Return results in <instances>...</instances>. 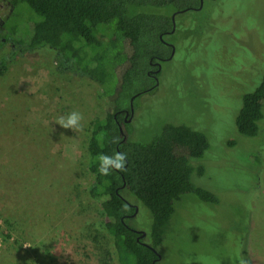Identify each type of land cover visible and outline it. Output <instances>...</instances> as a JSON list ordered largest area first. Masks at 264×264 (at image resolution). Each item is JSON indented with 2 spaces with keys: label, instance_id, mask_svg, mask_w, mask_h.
I'll return each mask as SVG.
<instances>
[{
  "label": "rangeland",
  "instance_id": "374dc122",
  "mask_svg": "<svg viewBox=\"0 0 264 264\" xmlns=\"http://www.w3.org/2000/svg\"><path fill=\"white\" fill-rule=\"evenodd\" d=\"M211 4L199 16L176 19L180 28L208 30L203 36L194 31L199 85L187 78L189 26L171 38L177 54L164 65L160 87L136 101L128 139L151 142L166 123L203 126L209 152L214 146L217 152L208 163L209 152L197 162L205 163L206 172L193 182L220 204L185 196L157 251L160 264H264V140L249 141V147L241 142L230 152L221 147L236 134L243 95L264 75L256 83L254 67L264 59V0H219V12L209 11ZM21 20L16 15L6 27L16 28ZM9 66L0 77V264H98L86 227L95 223L101 229L106 219L87 194L89 182L79 164L101 108L99 92L76 76L54 75L46 61L24 58ZM177 86L183 102L174 95ZM71 111L84 117L79 132L56 123ZM139 207L144 216L128 224L149 232L147 210Z\"/></svg>",
  "mask_w": 264,
  "mask_h": 264
},
{
  "label": "trees",
  "instance_id": "16d2710c",
  "mask_svg": "<svg viewBox=\"0 0 264 264\" xmlns=\"http://www.w3.org/2000/svg\"><path fill=\"white\" fill-rule=\"evenodd\" d=\"M218 1L203 0L199 9L201 0H0V77L16 60L36 59L48 62L54 75L76 76L95 85L99 92L101 108L90 123L79 164L89 182L87 194L106 219L101 229L95 223L86 227L98 264H160L158 256L137 241L138 235L128 224V216L135 214L136 208L134 218L143 215L139 205L147 210L151 226L149 232L143 231L149 246L157 252L181 212L177 208L185 196L206 204H220L213 192L193 182V178L206 172L205 163L197 162L207 156L208 163L217 153L215 146L209 152L205 127L197 130L166 123L151 142L140 143L128 139L131 125H127V139L121 142L113 118L114 112L128 109L131 97L136 101L154 88L150 97L160 87L148 72L153 70L151 62L170 56L161 36L172 29V15L183 12L176 19L190 14L199 16L207 3H213L209 11L219 12ZM16 15L22 18L18 27L7 28L6 24ZM183 26H176L169 42L173 43L171 38L190 25ZM189 29L193 39L186 50L193 62L187 63V78L191 83L196 79L198 86L199 72L194 61L198 42L194 43V31L202 35L208 30L205 26ZM258 63L254 67L256 83L264 73V59ZM219 72H224L223 67ZM254 76L248 79L252 87L256 85ZM182 89L174 88V95L181 102L185 99ZM204 100L211 105L210 99ZM234 126L233 139L221 146L225 152L241 142L249 147V141L264 140V75L254 91L243 95ZM114 137L119 138V143L112 142ZM230 141L237 145L233 147ZM116 152L126 156L124 170L101 175L98 157Z\"/></svg>",
  "mask_w": 264,
  "mask_h": 264
},
{
  "label": "flooded vegetation",
  "instance_id": "af4514ba",
  "mask_svg": "<svg viewBox=\"0 0 264 264\" xmlns=\"http://www.w3.org/2000/svg\"><path fill=\"white\" fill-rule=\"evenodd\" d=\"M198 9H194V11H197ZM199 11V10H198ZM183 13V12H181ZM181 13L179 12H176L172 15V17L174 18V25L172 26V29L170 30V32L168 33H165V35L162 37L161 36V42L167 47L170 49V56L168 58H165V59H159L158 61L156 62H151L150 63V66L153 70H150L148 73V75H150V77H152L156 84L160 85L159 82H160V77H161V74L163 72V65L164 63L167 64L169 62H172L176 56V50H177V47L175 46V44L169 42V37L171 35H173L175 32H176V17L178 15H181ZM85 76V75H83ZM88 82V81H87ZM157 85V86H158ZM154 91V88L148 90L147 92H144V94H142L141 96H138L141 98V99H146L153 91ZM137 96V97H138ZM136 97V96H135ZM138 97V98H139ZM137 101V100H136ZM136 101L134 99V97H131L129 99V104H128V109H123V110H119L117 112H114L113 114V118H114V123L115 125L117 126L118 128V132H119V135L120 137L122 138L121 139V142H124L126 139H127V136H126V132L128 131V129L126 128L127 125H132V123L134 122L135 120V117H136ZM125 187V185H123L121 188L123 189ZM116 192H118V188L116 189ZM132 207H135L133 205H131ZM138 212V208H136V213L131 215V216H128L129 218H134L136 216ZM133 232H135L137 235H138V238H137V241L138 242H141V244L143 246H148V247H151L149 246L148 244V241H147V238H146V233L144 231H139V230H135L133 229ZM145 233V235L143 236L142 233ZM152 248V247H151ZM153 249V248H152ZM154 250V249H153ZM156 251V250H154ZM155 253V252H154ZM157 253V252H156ZM155 253V254H156ZM158 256H160L158 253L156 254ZM157 260H161V256L160 258H157Z\"/></svg>",
  "mask_w": 264,
  "mask_h": 264
},
{
  "label": "clouds",
  "instance_id": "9594fccd",
  "mask_svg": "<svg viewBox=\"0 0 264 264\" xmlns=\"http://www.w3.org/2000/svg\"><path fill=\"white\" fill-rule=\"evenodd\" d=\"M83 115L78 111H71L66 116L62 115L57 120L56 123L59 124L64 129H69L74 132H79L82 130V120ZM113 143H119V138L114 137ZM100 166L98 171L101 175H110L113 170L122 171L126 165V156L123 153L116 152L112 156L101 154L98 157Z\"/></svg>",
  "mask_w": 264,
  "mask_h": 264
},
{
  "label": "water",
  "instance_id": "95a60500",
  "mask_svg": "<svg viewBox=\"0 0 264 264\" xmlns=\"http://www.w3.org/2000/svg\"><path fill=\"white\" fill-rule=\"evenodd\" d=\"M203 0H201V6H200V8L199 9H201V7L203 6ZM172 21H173V24H174V18L172 17ZM142 235L144 236L145 235V233L143 232L142 233ZM148 247V246H147ZM148 248H150L153 252H155L156 253V251H154L151 247H148ZM157 254V253H156ZM158 256V255H157ZM158 258H160V256H158Z\"/></svg>",
  "mask_w": 264,
  "mask_h": 264
}]
</instances>
